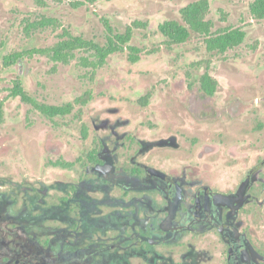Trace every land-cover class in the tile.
<instances>
[{
  "label": "rangeland",
  "instance_id": "1",
  "mask_svg": "<svg viewBox=\"0 0 264 264\" xmlns=\"http://www.w3.org/2000/svg\"><path fill=\"white\" fill-rule=\"evenodd\" d=\"M193 1L0 0V101L5 100L4 119L0 121V193L9 191L13 180L46 188L44 207L62 205L68 209L65 199L71 198L72 182L99 180L100 175L89 164V152L100 151L107 136L118 156L117 165L128 169L139 146L137 139L171 135L177 136L181 148L167 146L156 153L169 157L178 167L184 161L197 160L206 148L209 162L238 161L235 172L242 164L257 161L264 148V20L251 14L253 0H209L207 19L213 21L214 30L241 27L247 32L244 42L224 54L210 52L204 38L192 32L187 42L168 46L160 24L171 19L182 21V7ZM43 17L56 18L73 34L101 44L107 38L105 19L118 32L140 21L131 44L151 51L136 63L128 59L127 52L115 53L94 77L91 67L80 64L81 57L90 56L84 51L77 52L69 63L24 54L19 58L22 63L8 64L6 57L13 52L25 53L59 41L62 26L27 30L28 23ZM208 65L219 85L211 101L203 102V93L195 89L200 87ZM17 79L39 103L74 102L87 90L92 91L93 99L85 106L76 105L70 114L49 118L20 97L10 96ZM194 91L206 111L189 109L187 92ZM147 94L149 99L143 104L140 99ZM237 101L244 106L240 114L212 116L217 114L214 107L222 109ZM195 113L207 118L197 119ZM235 146L246 150L242 155L248 157H232L229 152ZM57 160L74 164L65 168L56 165ZM221 167L216 172L223 171V176L232 172ZM90 169L91 174H87ZM54 224L46 219L45 225ZM254 225L264 237V221L255 216ZM189 241L197 243L199 238L190 237ZM191 253L196 256L200 252Z\"/></svg>",
  "mask_w": 264,
  "mask_h": 264
},
{
  "label": "flooded vegetation",
  "instance_id": "2",
  "mask_svg": "<svg viewBox=\"0 0 264 264\" xmlns=\"http://www.w3.org/2000/svg\"><path fill=\"white\" fill-rule=\"evenodd\" d=\"M199 90L203 102L211 101ZM195 91L187 92L188 107L204 112ZM235 104L214 107L212 116L240 114L244 106ZM109 138L99 153L92 150L98 158L89 152L99 180L72 182L68 209L44 207L46 188L13 180L0 193V264H264V237L254 225L255 216L264 221V148L235 172L238 161L209 162L207 148L182 167L158 155L156 149L181 148L176 135L137 139L128 169L117 165ZM246 152L235 146L229 154ZM220 167L232 172L223 176Z\"/></svg>",
  "mask_w": 264,
  "mask_h": 264
},
{
  "label": "trees",
  "instance_id": "3",
  "mask_svg": "<svg viewBox=\"0 0 264 264\" xmlns=\"http://www.w3.org/2000/svg\"><path fill=\"white\" fill-rule=\"evenodd\" d=\"M88 1L94 3L97 0ZM79 4L82 3H77V5ZM209 10V0H196L182 7V21L171 19L161 23L159 28L166 36V44L168 46L183 44L190 39L192 32H195L204 38L206 47L210 52L224 54L241 45L247 36V32L241 27H225L214 30L213 21L207 19ZM250 12L255 19L264 20V0H253L250 3ZM104 24L107 38L106 42L101 44L93 39H87L82 35L73 34L68 28L62 26L56 18L43 17L40 20L28 23L26 26L27 30L31 31L48 26H62L63 31L60 34L59 41L52 46L28 49L25 53L13 52L6 57V61L8 64H12L26 54L28 56L45 55L51 57L54 61L69 63L76 56L77 52L84 51L89 52L90 56L81 57L80 64L84 67H91L92 77H94L97 70L107 63L109 56L115 53L127 52L128 59L136 63L142 58L145 52L148 53L151 51L131 44L134 28L142 25L140 21H135L133 24L127 26L123 32L116 31L107 19L104 20ZM200 82L203 91L207 94L214 95L216 93L219 83L210 74L209 65L207 70L202 74ZM10 96L20 97L23 102L33 105L35 109L49 118L57 115L70 114L76 105L85 106L93 99L92 91L87 90L84 94L76 97L74 102L64 104L39 103L24 88L20 79L15 81L14 86L11 88ZM149 96V94L143 96L140 101L143 104H147ZM4 104L5 100H1L0 121L4 119ZM83 133L84 136L88 135V128L85 124L83 125ZM90 156L92 160H95L96 151H92ZM57 164L63 166L72 165L71 162L66 161H58Z\"/></svg>",
  "mask_w": 264,
  "mask_h": 264
},
{
  "label": "water",
  "instance_id": "4",
  "mask_svg": "<svg viewBox=\"0 0 264 264\" xmlns=\"http://www.w3.org/2000/svg\"><path fill=\"white\" fill-rule=\"evenodd\" d=\"M19 63H22V60L21 59L19 60ZM20 73H22V68L20 69Z\"/></svg>",
  "mask_w": 264,
  "mask_h": 264
}]
</instances>
